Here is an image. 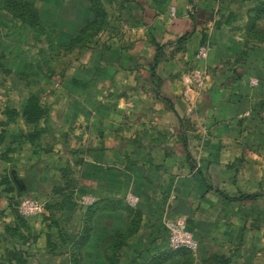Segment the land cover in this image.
<instances>
[{"label":"crops","instance_id":"crops-1","mask_svg":"<svg viewBox=\"0 0 264 264\" xmlns=\"http://www.w3.org/2000/svg\"><path fill=\"white\" fill-rule=\"evenodd\" d=\"M139 1L142 7L137 18L127 21L134 28L120 35L122 43L93 58L87 55L84 65L68 74L67 79L82 84L86 98L75 92L63 105L68 107L67 120L63 115L62 121L72 123L64 124L63 132L76 136L75 177L82 192L76 232L85 235L91 209L95 212L92 230L96 238L107 239L108 245L117 243L119 232H124L125 245L149 240L152 245L151 236L148 240L150 219L182 221V202L192 211L185 218L202 222L222 200V193L213 186L230 176L234 160L238 181L245 176L249 165L259 160V144L264 141V64L258 63L264 60V0ZM247 11L253 15L244 17ZM224 21L229 28L218 40L220 46L213 40L204 60L209 75L199 68L205 71V78L197 82L190 66L202 39L209 38L202 27L210 26L214 34ZM238 28L244 33L232 34ZM157 45H165L162 52ZM219 49L226 55L214 56ZM74 106L80 111L69 116ZM253 178L254 172L252 189L245 193L259 192L254 190ZM25 186L27 190L26 182ZM139 186L141 192L136 190ZM152 194L159 196L155 198L159 212L144 209L145 203L155 202ZM261 194L242 200L236 195L231 200H259ZM129 195L137 199L135 205L129 203ZM120 202L125 209L117 211L125 213L101 212ZM137 206L141 207L139 221L128 236L134 215L130 207ZM164 209L170 212L163 213ZM97 215L103 218L97 220ZM243 247L211 238L189 252H197L204 263L221 257L228 258L229 264H241Z\"/></svg>","mask_w":264,"mask_h":264},{"label":"rangeland","instance_id":"rangeland-1","mask_svg":"<svg viewBox=\"0 0 264 264\" xmlns=\"http://www.w3.org/2000/svg\"><path fill=\"white\" fill-rule=\"evenodd\" d=\"M141 7L139 0H0V264H229L228 258L225 261L213 257L204 263L197 252L168 249L163 218L158 222L150 219L148 240L151 236L152 245L150 240L125 245L124 232L117 234L114 245L96 238L92 230L95 212L91 209L87 211L86 224L90 227L85 235L76 232L77 210L83 208L79 206L82 192L75 177L76 136L63 132L64 124L72 123L63 122L62 118L64 115L67 120L64 113L68 106L63 105L75 92L80 91L83 99L86 94L81 83L67 76L84 65L87 55L93 58L111 45L121 44L120 35L134 28L128 25V19L137 18ZM261 14L264 20V13ZM246 15L253 14L247 11L243 16ZM257 17L261 19L260 14ZM238 23L241 25V21ZM225 25L224 21L217 26L214 34L210 26L202 27V33L209 38L202 39L200 47L207 46V52L211 51L213 40L219 47L223 31L229 28ZM231 32L244 33L241 28ZM157 46L162 52L165 45ZM194 53L190 70L205 68L209 75L204 65L208 54L198 58ZM221 54L226 55V51L213 53ZM258 63L263 66L264 60L259 59ZM246 81H250L249 77ZM79 111L80 107L74 106L68 115ZM259 145L260 158L249 165L245 176L238 181L234 160L230 176L213 186L222 193V200L208 218L196 223L182 215V222L192 231L197 245H205L211 238L225 245H243L241 264H264V196L243 202L231 200L252 189V172L254 190L264 194V141ZM13 172L26 182L27 190L21 195L12 182ZM7 186L12 190L8 191ZM136 190L141 192L143 187ZM27 197L41 202L44 211L22 214L19 206ZM151 197L155 200L159 196ZM126 205L128 209L129 204ZM158 205L156 200L147 202L144 209L151 211V207L159 212ZM130 208L134 215L127 235L135 231L141 209ZM122 209L124 204L120 202L101 212L121 213L124 210H117ZM168 212L170 209L163 211ZM198 213L202 215L201 211ZM99 218L103 217L97 215ZM153 225L157 229L154 234Z\"/></svg>","mask_w":264,"mask_h":264},{"label":"built area","instance_id":"built-area-1","mask_svg":"<svg viewBox=\"0 0 264 264\" xmlns=\"http://www.w3.org/2000/svg\"><path fill=\"white\" fill-rule=\"evenodd\" d=\"M207 49V46H201L197 51V57L204 58L206 56ZM204 72L201 69H194L193 75L197 82H201L205 78ZM251 81L252 83H256L254 80ZM136 202L137 199L133 195H129V203L131 205H135ZM42 208L43 205L41 202L28 197L21 200L19 206L20 212L25 216L34 215L38 212H41ZM164 224L167 231V241L170 249L173 251L196 250L197 241L193 233L185 226L182 221L170 217L164 221Z\"/></svg>","mask_w":264,"mask_h":264},{"label":"water","instance_id":"water-1","mask_svg":"<svg viewBox=\"0 0 264 264\" xmlns=\"http://www.w3.org/2000/svg\"><path fill=\"white\" fill-rule=\"evenodd\" d=\"M11 179L16 186V191L19 194H22L26 190L25 181L14 172L11 175ZM179 212L185 214L186 216H190L192 211L185 203L182 202L180 203Z\"/></svg>","mask_w":264,"mask_h":264},{"label":"trees","instance_id":"trees-1","mask_svg":"<svg viewBox=\"0 0 264 264\" xmlns=\"http://www.w3.org/2000/svg\"><path fill=\"white\" fill-rule=\"evenodd\" d=\"M184 37H181L180 39H183ZM7 190H12L11 189V186L9 187V186H7ZM259 196H262V194L261 193H251V194H249V193H244V194H240V196H238V199H240V200H242V199H255V198H257V197H259ZM230 198V197H229ZM225 261H227L226 259H224Z\"/></svg>","mask_w":264,"mask_h":264}]
</instances>
